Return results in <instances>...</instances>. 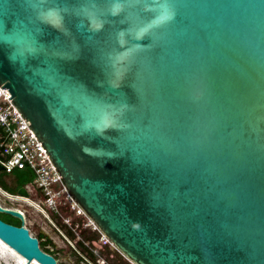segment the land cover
Returning a JSON list of instances; mask_svg holds the SVG:
<instances>
[{
	"label": "water",
	"instance_id": "95a60500",
	"mask_svg": "<svg viewBox=\"0 0 264 264\" xmlns=\"http://www.w3.org/2000/svg\"><path fill=\"white\" fill-rule=\"evenodd\" d=\"M4 36L0 86L125 258L264 264V0H0Z\"/></svg>",
	"mask_w": 264,
	"mask_h": 264
},
{
	"label": "built area",
	"instance_id": "2783aa9c",
	"mask_svg": "<svg viewBox=\"0 0 264 264\" xmlns=\"http://www.w3.org/2000/svg\"><path fill=\"white\" fill-rule=\"evenodd\" d=\"M10 96L8 88L0 86V162L5 172L29 169L31 180L24 185L28 196L18 192H8L1 186L0 196L9 202L28 204L53 223L54 219L51 214L55 213L75 232L80 222H74L73 216L86 218L87 222L84 225L98 229L67 189L42 141L13 104ZM30 194L34 198H31ZM0 204L3 205L1 202ZM3 206L16 208L25 215V210L19 206ZM63 208H67L72 215L64 213ZM102 238L108 241L104 235Z\"/></svg>",
	"mask_w": 264,
	"mask_h": 264
},
{
	"label": "rangeland",
	"instance_id": "374dc122",
	"mask_svg": "<svg viewBox=\"0 0 264 264\" xmlns=\"http://www.w3.org/2000/svg\"><path fill=\"white\" fill-rule=\"evenodd\" d=\"M21 179L30 182L31 177L29 169H15L13 172H5L3 170L0 171V186L8 192H17V190L11 186H14ZM30 197L34 198L32 194H30ZM0 202L3 205L19 206L24 209L26 215L25 224L27 227H29L33 235H36V233L40 230L50 235L52 243L48 244V247L55 250V254L57 255V264H103L104 259L102 257L98 259V262L94 263L87 257L82 256L81 253L76 249L74 240L65 234L63 228H61L55 220L54 223L51 222L45 218L42 213L37 211L35 208L28 206L26 203L9 202L8 200L6 201L2 196H0ZM0 217L6 221L12 222L14 225L21 224V220L18 217L8 213L0 211ZM101 236H103L102 233ZM95 244L98 247H105L100 242H95ZM105 250H107L110 257L112 256L116 259L118 264H133L127 258H125L112 245V243L109 242V245L106 246ZM0 264H3L1 259Z\"/></svg>",
	"mask_w": 264,
	"mask_h": 264
},
{
	"label": "trees",
	"instance_id": "16d2710c",
	"mask_svg": "<svg viewBox=\"0 0 264 264\" xmlns=\"http://www.w3.org/2000/svg\"><path fill=\"white\" fill-rule=\"evenodd\" d=\"M25 170V169H21ZM30 180V179H29ZM29 181H25L24 179L17 182L14 186H11L15 190H18L19 187L24 186ZM11 192V193H15ZM64 213L72 215V213L67 209L63 208ZM52 218L59 224L61 228L65 231V234L69 236L72 240L75 242V247L78 250V252L81 253L82 256L87 257L90 261L96 263L98 262L99 258H103L104 262L103 264H118L116 259L114 257H110L107 250H105L106 246L109 245L108 241H104V239L101 236V232L98 229H93L89 225H84V223L87 222V219L80 216H73L74 222H80V226L77 229V232H75L73 229H71L60 216H58L55 213L51 214ZM36 236L39 239V245L40 247L49 252L52 253L55 257L57 255L55 254L54 249H50L48 247V244H51V239L46 237L43 233L38 231L36 233ZM95 242H100L105 247H98Z\"/></svg>",
	"mask_w": 264,
	"mask_h": 264
},
{
	"label": "bare ground",
	"instance_id": "6f19581e",
	"mask_svg": "<svg viewBox=\"0 0 264 264\" xmlns=\"http://www.w3.org/2000/svg\"><path fill=\"white\" fill-rule=\"evenodd\" d=\"M0 259L3 264H40L37 260L28 262L21 254L0 239Z\"/></svg>",
	"mask_w": 264,
	"mask_h": 264
},
{
	"label": "flooded vegetation",
	"instance_id": "af4514ba",
	"mask_svg": "<svg viewBox=\"0 0 264 264\" xmlns=\"http://www.w3.org/2000/svg\"><path fill=\"white\" fill-rule=\"evenodd\" d=\"M25 217H26V215H24V220L26 219ZM0 218H1V217H0ZM1 219H2V218H1ZM2 220H4V219H2ZM4 221L13 224L12 222H9V221H6V220H4ZM24 222H25V221H24ZM24 224H25V223H24ZM25 225H26V224H25ZM28 228H29V227H28ZM29 230H30V229H29ZM40 232L43 233L44 235H46V237H48L49 239H51V238H50V235H48L46 232L41 231V230H40ZM30 233H31V230H30ZM35 236H36V235H35ZM51 241H52V239H51ZM51 243H52V242H51ZM51 254H52V253H51ZM56 258H57V257H56Z\"/></svg>",
	"mask_w": 264,
	"mask_h": 264
},
{
	"label": "clouds",
	"instance_id": "9594fccd",
	"mask_svg": "<svg viewBox=\"0 0 264 264\" xmlns=\"http://www.w3.org/2000/svg\"><path fill=\"white\" fill-rule=\"evenodd\" d=\"M0 41H3L5 43H11V41L6 36L0 37Z\"/></svg>",
	"mask_w": 264,
	"mask_h": 264
}]
</instances>
